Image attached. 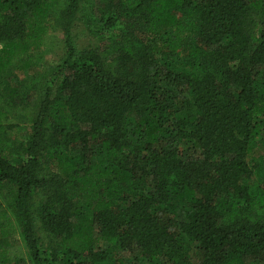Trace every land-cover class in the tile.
<instances>
[{
    "label": "trees",
    "instance_id": "obj_1",
    "mask_svg": "<svg viewBox=\"0 0 264 264\" xmlns=\"http://www.w3.org/2000/svg\"><path fill=\"white\" fill-rule=\"evenodd\" d=\"M261 142L264 0H0V264H264Z\"/></svg>",
    "mask_w": 264,
    "mask_h": 264
},
{
    "label": "rangeland",
    "instance_id": "obj_2",
    "mask_svg": "<svg viewBox=\"0 0 264 264\" xmlns=\"http://www.w3.org/2000/svg\"><path fill=\"white\" fill-rule=\"evenodd\" d=\"M93 28L94 27L89 25V23L86 22V20L77 17L74 23L73 33L75 35V39H76V42L79 48H83L91 44L103 46V43L99 41V38L96 37L93 33H91V30ZM104 49L105 47L103 46L101 50L104 51ZM43 53L46 56L44 63L38 65L35 68V70H32L31 72H35V71L41 72L45 68L47 69L52 62L57 61L60 58V55H61L60 39H58L57 44L47 46ZM256 148H257L256 151L259 153L260 157L263 158L261 160L263 162L262 164L264 165V155H263L264 154V144L263 142L258 143ZM135 258H136L135 255L131 254L130 256L126 257V262L135 263Z\"/></svg>",
    "mask_w": 264,
    "mask_h": 264
}]
</instances>
